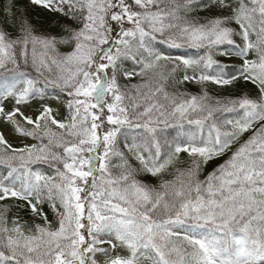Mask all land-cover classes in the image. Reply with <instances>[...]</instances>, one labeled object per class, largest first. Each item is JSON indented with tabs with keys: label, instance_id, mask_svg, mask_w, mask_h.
<instances>
[{
	"label": "trees",
	"instance_id": "trees-1",
	"mask_svg": "<svg viewBox=\"0 0 264 264\" xmlns=\"http://www.w3.org/2000/svg\"><path fill=\"white\" fill-rule=\"evenodd\" d=\"M48 1H59L60 11ZM107 56L112 64L103 67ZM109 69L119 96L110 119L117 129L104 164L91 173L73 170L72 162L105 119L87 112L65 119L46 107L24 111L3 102L0 90V264L85 261L81 245L93 204L144 220L147 234L175 219L227 241L250 224L247 248L258 254L264 0H0V87L24 77L26 91L40 86L86 99L108 92ZM86 72L99 74L90 91L81 90ZM101 98L94 107L112 117ZM70 177L85 196L78 218L65 203ZM200 203L207 208L189 211ZM200 248L189 235L151 236L149 254L156 264L190 262ZM99 249L90 264H122L113 241Z\"/></svg>",
	"mask_w": 264,
	"mask_h": 264
},
{
	"label": "rangeland",
	"instance_id": "rangeland-1",
	"mask_svg": "<svg viewBox=\"0 0 264 264\" xmlns=\"http://www.w3.org/2000/svg\"><path fill=\"white\" fill-rule=\"evenodd\" d=\"M99 2L100 0H95ZM49 6L53 11H57L58 3H49ZM96 18V13H92L89 17V21H94ZM122 34H124L122 32ZM121 34V35H122ZM103 67H107L112 64V60L109 57H106L103 61L99 62ZM66 67H71L69 62L64 64ZM108 77V92L98 93L97 98L103 96L105 98L104 104L106 108L113 115L112 117L103 118L100 116V111L94 112V104L91 107L83 98L76 97L68 94H52L49 92L42 91L41 89H36L30 92L27 96L23 95V87L26 82L24 78L16 81L12 84L5 85L3 88L4 96L2 101H9L10 104L24 110L32 111L38 107H48L55 114L60 115L62 118H72V116L77 113L86 112L92 113V117H99L105 119L102 123V129L98 135L94 137L93 146L100 142L102 136L108 137L114 134V126L110 119L115 118L116 112L119 110V96L115 92V85L112 76H110L109 71H105ZM85 75V85L87 87L89 84L94 82L95 84L98 81L99 74H92L88 76L87 72ZM87 74V75H86ZM90 96V94H89ZM86 117H80L78 120L81 125L86 123ZM78 123V124H79ZM19 136V134H17ZM103 145V143L101 144ZM96 152H94L95 154ZM106 153L105 145L102 146V154ZM101 155L97 154L94 156H83L81 157L82 165L77 169L86 170L88 163L90 166H96V158ZM70 169V168H69ZM71 170V169H70ZM78 186L72 187V179L70 177L69 181L66 183L64 188L67 189L65 193L66 201L69 205L71 216L78 218L79 212L76 211L80 199ZM112 211L105 208H96L93 211V218L91 227L94 225L93 230L90 234V239L88 242H83L81 245V253L84 251L83 258L86 256L88 259L92 260L99 256L101 249H99V244L103 240H113L116 243V246L119 247L122 257L121 261L123 264H156L152 261L150 255H148L147 242L149 238L145 239L143 237L145 231V224L139 222H134L133 219L124 217L121 213H124L117 209L114 206H108ZM204 209V206L191 208V212H200ZM120 213V214H118ZM85 227H89L86 222ZM250 229L252 226L249 227ZM153 234L158 235L159 233H187L188 232L177 222L169 221L165 224H160L154 229ZM246 237L247 233H241L233 238V242H230L229 245H223L220 238L216 236H206L204 233L197 235V238L202 243V255L198 260L203 261H214L215 263L223 264H264V250L257 257H252L246 254ZM87 243V244H86ZM87 245V246H86ZM82 258V259H83ZM91 261H78L77 264H89ZM162 264H186V262H162Z\"/></svg>",
	"mask_w": 264,
	"mask_h": 264
}]
</instances>
